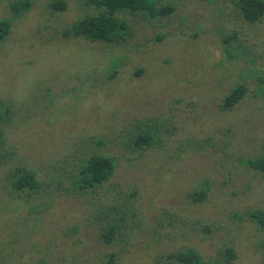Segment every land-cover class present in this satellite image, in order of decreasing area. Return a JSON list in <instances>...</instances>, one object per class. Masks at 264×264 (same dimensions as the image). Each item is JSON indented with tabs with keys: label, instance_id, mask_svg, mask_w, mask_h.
Masks as SVG:
<instances>
[{
	"label": "rangeland",
	"instance_id": "obj_1",
	"mask_svg": "<svg viewBox=\"0 0 264 264\" xmlns=\"http://www.w3.org/2000/svg\"><path fill=\"white\" fill-rule=\"evenodd\" d=\"M64 1L68 8L60 15L62 20L57 15L49 22L34 5L18 27V21L15 22L16 34L5 43L7 54L0 56V98H15L32 106L34 102L27 98L35 95L37 85L51 84L49 105L32 107L35 116L28 111L27 124H17V129L26 126L20 135L6 136L10 145L14 143L18 151L25 153L20 157L17 152L10 167L0 163L5 164L0 166V264H101L96 247L103 225H119L121 229L120 243L117 241L113 247L119 253L115 264H167L165 256L175 252L178 239L173 240L167 231L163 238H155L150 229L159 220L170 222L166 215L159 218L164 209L190 208L181 198L202 178L217 182V196L208 198L200 212L186 213L201 222L195 230L188 233L185 226L189 218L181 217L177 234L182 236L184 231V243L199 250L205 264L228 263L223 250L228 243L238 253L237 259L228 264H264V230L247 222L245 228L251 233L241 240H236L237 230L220 231L219 219H227L222 218L219 204L223 199L218 193L227 170L216 164L239 166L263 152L264 114L259 109L260 99L253 98L248 91L240 104L222 112L224 98L239 80L241 68L232 72L229 62L221 67L213 62L220 55L223 39L234 35L233 31L238 34V40L231 44L235 51L242 52L243 48L237 46L241 41L244 47L248 46L253 59L258 54L264 57V45L245 42L249 40L247 35L254 37L253 26L237 18L236 6L228 0H216L215 8L223 10L219 18L208 0H164L177 7L170 14L172 20L146 22L138 14L118 15L133 29V38L124 44L91 42L74 36L63 39L60 31L65 26L94 11L83 6L82 0ZM8 5V0L0 2V17H12ZM185 7L193 13L192 17L179 14ZM169 32L170 37L158 39ZM260 33L264 36V32ZM27 60L35 61L34 70H24L29 66L22 61ZM139 68H144L143 73H139ZM246 71L253 74L251 67ZM75 75H85L86 89L70 80ZM221 75L226 80L219 85ZM242 82H248L247 78H242ZM178 99L179 110L173 123ZM216 112L221 115L213 116ZM222 121L232 123L235 129L226 150L229 157L221 150L194 144L189 146L190 156L183 157L185 147L181 143L187 140H223V134L216 132L225 127ZM148 132L164 141L163 145L137 146V138ZM240 138L242 143H237ZM94 154L116 159L114 179L79 192L76 198L63 195L70 185L68 178L79 181L81 171ZM19 166L36 171L40 179L49 182V191L29 201L23 194L15 199L7 191L8 180L13 168ZM198 167L207 172L202 173ZM257 181V188L263 192L264 174L258 172ZM136 191L140 196L132 198ZM256 196V203L261 204L262 195H254L253 200ZM262 199L264 207V196ZM4 204L8 209H2ZM241 208L244 210L245 206ZM102 214L106 218L100 217ZM138 225L142 232L129 229H137ZM203 225L213 233L205 234ZM170 243H174L171 248ZM110 252L102 264H107Z\"/></svg>",
	"mask_w": 264,
	"mask_h": 264
},
{
	"label": "trees",
	"instance_id": "obj_2",
	"mask_svg": "<svg viewBox=\"0 0 264 264\" xmlns=\"http://www.w3.org/2000/svg\"><path fill=\"white\" fill-rule=\"evenodd\" d=\"M1 1L3 0H0V2ZM8 1L9 10L12 13V17H0V56H5L7 54V52H5L4 50L5 43H9L11 37L16 34L15 30H13L15 22L18 21V24L15 25V27H18L19 22L26 18V14L34 9V5L36 10H41L42 16H47L45 18L47 19L46 22H49L50 20L53 21L57 15L62 20V17H60V15L62 13H65L64 11H66L68 8V3L64 0ZM208 1L212 3V9H214L213 11H215L216 18H219L222 15L223 10L221 8H215L216 0ZM217 1L219 3V0ZM220 1L226 3V0ZM228 1L233 2L236 6L237 18L239 17L240 19H243L244 21L252 25L254 28V37L252 38L250 37L251 34L247 35V33H245L247 35L245 38L249 39L245 40V42L250 44L253 41L254 45H264V36L260 33L264 32V27L262 23L264 21V0ZM185 3H187V1ZM82 5L94 10L93 13L86 14L82 18L79 17L78 19L71 22L68 27H65V30L63 32L60 31L61 37L63 39L65 36H74L77 38L80 37L88 39L91 42H102L104 44H116V42H118L124 44V41H127L128 38H133V29L131 28L130 24H128L124 19L119 18V14H138L141 18L140 20L151 22L152 19L153 21H155L160 18L161 20L163 19V21L166 20V18L168 20H172L170 18V14L177 11V7L175 5H170V3L168 4L164 2V0H82ZM183 13L190 17L193 16V13L189 11L188 7H185L184 10H181L179 12L180 15H183ZM46 25L47 24H45L44 26ZM195 26L196 23L193 24L192 28H194ZM51 28H53L52 25ZM220 29H222L220 31L224 30V28H222L221 26ZM236 32L237 31H233L232 33H235L234 35L223 39V42L219 47L220 49H222L220 51V55L213 61L215 62L216 67H221L225 64H228L227 62H229L233 66L231 70L232 72H239L238 68H241V72H239V80L235 82L234 87L224 98L223 104L221 106V111L225 112L226 110H231L232 108L236 107L238 104H240L241 100L245 98L247 92L251 91V95L253 98L260 99L261 105L259 109L264 114V62L261 65L262 61H259V57H261L262 55L258 54L257 59H253L251 54L248 52V46L244 47L241 41L238 42L237 46L243 48L242 52L235 51V49H233L234 47H232L231 44L233 40H238V34ZM170 35L171 32H169V34L167 33L160 36L158 39H166L167 37H170ZM192 36L198 37L197 34H192ZM221 57L225 59L220 60ZM22 64H27L29 66L27 68H24V70L28 68H33V66L35 68L34 60L22 61ZM250 67L253 68V74L251 76L249 75V71H246ZM34 68L32 70H34ZM138 71L141 74L143 73L144 68H139ZM93 73L94 72H92V74ZM84 76L85 75L79 77L75 75V79L71 77L72 79L70 80L72 82H77L81 84L82 88L86 89L87 85ZM111 76L114 77L115 75ZM242 78H247L248 82H242ZM223 80H226V77L224 75H221L218 79L219 85ZM50 85L51 84H49L48 82L39 83L37 85V87L34 89L36 90L35 95L33 94L31 98H27L29 102H34L32 106L27 105V102L21 103L14 97L13 98L15 101L6 98H0V163H8V165L6 166L10 167L11 162L16 161L15 159L16 155L18 154L17 152H19L20 157L24 155L25 152L22 151V153L18 151L14 143L11 145L8 143L6 136L12 134L15 137H18L20 135L22 129L26 126L20 127L21 129H17V124H27L28 111H30L29 115L31 114L35 116V113L32 111V107L43 108L49 105L51 100L47 96L51 91ZM180 100L181 99H178L176 101L175 107L180 104ZM190 105H193L192 101L190 102ZM175 107L173 110L172 117L173 123L175 122L174 115L177 112V109L179 110L178 107ZM217 113L220 114L219 112H216V114L213 116H216ZM223 123L225 127H221V129H218V131H216L217 133L223 134V140L219 142L212 141L211 143L209 142V140L201 141L199 138H194L197 143H191L190 140H187L186 142L181 143L185 147L183 151L185 152V155H183V157L186 155L190 156V154L187 152L192 151L189 146L193 144L198 145L200 148H211V150H221L226 157H229V154L226 153V150L228 149V147H230V141H232L230 133H233L235 129L233 128L232 123ZM16 130H18L17 133H15ZM173 130H176V127H174ZM35 134L38 138L39 132H36ZM212 134L208 133V135L211 137L214 135ZM242 138L237 139V143H242ZM163 143L164 141H161V139H159L158 141L155 136H152L149 132L146 134H142L140 137L137 138L136 141V145L139 147L146 145H150L149 147L155 145L162 146ZM262 149V154H260L256 158H253L252 160H246V163H241V165L239 166L235 163H216L223 167L224 170H227L223 175L224 179L221 183L222 187L218 193V195L221 196V198L223 199V201L219 199L221 202V204L219 205L222 206L220 210L223 213L222 218L225 217L227 219V222H222L221 218L219 219L220 231L223 233L226 231H239V234L237 235V237H239L236 240L249 238L248 234L251 232L247 231V229L245 228L247 222H253L254 225H257L258 227H260V229L264 230V207L262 206V197L264 196V191L261 192L259 190L261 188H257V183L259 181H257L258 172L264 174V145ZM200 152L202 153L203 150L199 151V153ZM18 163H20V161ZM2 165L5 164H1L0 166ZM197 165L200 166L202 164L197 163ZM190 166L197 167L195 164H190ZM116 167L117 165L115 158L102 154L92 155L85 164L83 170L81 171V174L79 175V181L76 180L72 182L71 178H68L70 181L69 187L72 188L74 191L71 192L70 188L66 187L64 189L65 192L63 195H71L73 198H76V195L79 194V192L83 193V191H85L86 189H94L95 185L105 183L110 179L113 180L116 176ZM200 171L202 173L207 172V170L201 169ZM9 173L10 172H8L7 174ZM12 173L13 174L11 175V179L8 180L9 189H7V191L10 192L15 199L18 198L20 194H23L26 197V201H29L35 196H39L40 194L49 191L47 189L49 187V182H45V179H40L38 173H36V171L34 170H27L24 167L21 168L19 166L16 169L13 168ZM204 175L205 174H203V176ZM51 180L52 179H50V181ZM116 184L120 185L119 183ZM216 188L217 182L215 183L214 181H211L207 178H202L201 181H199V183H197L195 187L192 188V190L185 193L181 198V201L186 202L190 206V208L184 209L182 211H175V209L172 208H170L172 211H166L164 209L163 212H161L162 214H159L160 219H162L166 215L165 219L167 218L168 222L169 220L170 222L165 223L164 220H161V222L159 220L156 225L151 227L150 230L154 233L155 238H163L164 233H166L164 231H167V234L173 240L178 239V244H176L177 248L181 247V249L176 248L174 253L165 256V259H168L167 264H205V259L202 256L201 252H199V250L193 248L192 246H188L184 243V231L182 233L183 237L177 234V231L180 228L179 221H181V217L183 216L189 218L185 226L188 233L191 232V229L195 230L197 228V225L201 224L200 221L197 223L196 219L194 221V217H189L186 215V213L193 214V212L195 211L200 212V210L203 209V204L207 201L208 198L217 196L214 195ZM256 194L262 195L261 204L256 203L259 198L257 196L254 198L255 201L253 200V196ZM136 196H140L138 191L134 192L131 195L132 198ZM241 206H245L244 210H242ZM2 209H8V206L4 204ZM9 209L11 210V208ZM142 212L144 211L142 210ZM100 217L106 218L104 214H102ZM216 219H218V217H216ZM124 221V218L120 219L121 224H123ZM139 226L140 225L137 226V229L134 227L132 228V226L129 229H132L136 232H142V229L138 228ZM202 230L205 234L213 233L212 229L206 225L202 226ZM120 233L121 229H119V225H103L102 228H100V236L98 238L99 240L97 243L99 245L96 247V249L101 264L104 262V258L110 250L111 252L109 254V261L107 262V264H115L116 259L119 258V253L113 250V247L115 243H117L118 234ZM180 239H183V242L179 243ZM118 243H120V241H118ZM173 245L174 243H170V248ZM230 246L231 244L228 243V246L223 248L225 254L228 255L226 260L228 263L235 261L238 257L237 251L234 248H231ZM160 253L161 252L157 254ZM160 259L163 258L161 257Z\"/></svg>",
	"mask_w": 264,
	"mask_h": 264
},
{
	"label": "flooded vegetation",
	"instance_id": "obj_3",
	"mask_svg": "<svg viewBox=\"0 0 264 264\" xmlns=\"http://www.w3.org/2000/svg\"><path fill=\"white\" fill-rule=\"evenodd\" d=\"M61 20V19H60ZM62 22V21H61ZM63 23V22H62Z\"/></svg>",
	"mask_w": 264,
	"mask_h": 264
},
{
	"label": "clouds",
	"instance_id": "obj_4",
	"mask_svg": "<svg viewBox=\"0 0 264 264\" xmlns=\"http://www.w3.org/2000/svg\"><path fill=\"white\" fill-rule=\"evenodd\" d=\"M65 27H67V26H65Z\"/></svg>",
	"mask_w": 264,
	"mask_h": 264
}]
</instances>
